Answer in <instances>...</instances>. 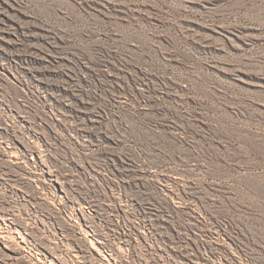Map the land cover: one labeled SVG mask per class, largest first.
I'll return each instance as SVG.
<instances>
[{"label":"rangeland","instance_id":"obj_1","mask_svg":"<svg viewBox=\"0 0 264 264\" xmlns=\"http://www.w3.org/2000/svg\"><path fill=\"white\" fill-rule=\"evenodd\" d=\"M0 264H264V0H0Z\"/></svg>","mask_w":264,"mask_h":264}]
</instances>
